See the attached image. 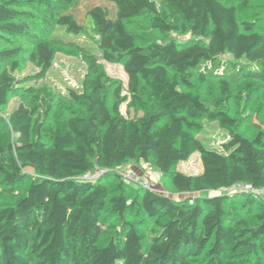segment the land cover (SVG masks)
<instances>
[{
	"label": "trees",
	"instance_id": "trees-1",
	"mask_svg": "<svg viewBox=\"0 0 264 264\" xmlns=\"http://www.w3.org/2000/svg\"><path fill=\"white\" fill-rule=\"evenodd\" d=\"M38 1L44 18L69 34L80 35L90 26L100 55L78 48L87 75L81 92L68 90L79 105L68 113L55 109L48 85H27L52 69L56 43L36 39L30 61L39 71L24 79L14 75L23 48L0 51L1 57L15 58L0 71V112L11 95L20 98L8 115L16 137L5 143L0 132V186L22 182L26 167L37 174L26 194L0 206V264H191L190 256L198 254L206 255L204 264L261 262L264 204L254 224L245 217L227 221L226 204L242 196L255 202L257 195L239 184L264 192V130L244 137L236 132L238 120L222 109L232 96L231 82H264V25L237 14L236 2L248 6L251 0H162L161 7L154 0H100L87 10L89 23L73 11L59 12L73 9L75 0ZM23 2L0 0V36L35 35L33 15L15 7ZM145 11L152 13L154 28L180 38L138 44L126 21ZM225 55L232 59L224 61ZM102 58L123 64L126 92L101 67ZM193 70L202 81L221 79L213 109L194 90ZM113 85L109 107L106 94ZM203 119L230 129L225 153L208 149L196 136ZM196 153L200 172L178 169ZM140 161L168 177L177 192L200 195L177 201L149 188L128 187L120 169ZM96 169L107 171L96 180L83 178ZM108 179L118 182L116 191ZM108 212L122 220V228L104 240L102 220ZM131 212L154 219L151 237L125 221Z\"/></svg>",
	"mask_w": 264,
	"mask_h": 264
},
{
	"label": "rangeland",
	"instance_id": "rangeland-1",
	"mask_svg": "<svg viewBox=\"0 0 264 264\" xmlns=\"http://www.w3.org/2000/svg\"><path fill=\"white\" fill-rule=\"evenodd\" d=\"M21 5L15 6L21 10L27 11L33 15L31 20V31L35 35L28 37L6 38L0 36V51L16 46H21L23 51L16 57L19 61V68L14 75L18 78L31 77L39 71V68L30 61V54L35 49L36 39L39 37L48 39L58 45L53 67L46 74L45 78L39 81H31L29 84L48 85L54 94L55 109L62 108L68 113L75 112L79 105L75 104L68 96V90L74 89L82 91L83 81L87 75V64L82 55L78 53V48L86 47L90 52L100 55L98 46V37L94 34L91 27H87L80 35L69 34L64 27L52 24L44 18V6L38 0H23ZM156 1L158 7H161L162 0ZM76 6L59 12H74L80 22L89 23L88 8L101 2L100 0H75ZM237 14L240 20L255 21L258 25L263 26L264 20V0H251L248 6L242 5L240 1L236 2ZM152 13L145 11L139 16L133 17L126 21L128 30L135 36L136 42L140 45H146L151 41L166 42L171 38H180L178 34L172 33L169 36L161 33L157 28L152 26ZM68 43H72L69 45ZM15 58L0 56V71L9 68L12 60ZM224 61L231 60L232 57L225 55ZM245 63L244 60L241 61ZM101 67L106 70L107 74L115 81L123 83V89L126 92L128 76L123 64L108 62L105 59L100 60ZM192 82L194 90L201 96L206 105L213 109L216 100L221 96V79L209 76L205 81L199 79L196 71H192ZM252 83L253 87L249 88L248 84ZM111 86L106 94L107 105L113 104V89ZM232 96L222 106L231 118L237 119L236 132L247 138H254L260 131L264 130V82L260 80H241L231 82ZM20 98L14 94L10 96L9 102L4 111L0 112V132L3 141L8 143L13 141L16 135L10 126L8 115L18 105ZM123 111L126 106H123ZM133 112V110H132ZM196 136L203 144L212 150L225 153V143L230 140V129L224 127L217 120H202V127L195 130ZM178 169L186 173H197L202 170V162L199 153L194 154L188 161L180 162ZM127 173L136 180L139 177L147 178V185L131 183L125 181L128 187H145L158 193L167 195L177 201L185 200L190 196H198L200 193L188 194L177 192L170 179L164 176L158 169L148 162L140 161L128 163L126 165ZM26 177L20 183L14 185L0 186V206L15 202L19 197L26 194L31 182L37 178L35 170L31 167L24 169ZM113 191H116L118 184L115 180H107ZM147 186V187H146ZM253 194V193H252ZM257 195L255 202L249 203L248 197H232L226 204L227 221L238 220L241 217L248 219L250 224L258 220V214L263 210L264 193H254ZM125 221L134 224L141 231L151 237L157 225L154 219L143 214L131 212L126 215ZM122 220L115 214L108 212L102 220L103 239L107 240L108 236L121 231ZM191 264H204L207 261L205 254L191 255ZM248 264H264V259L258 262L255 258H249ZM246 264V263H245Z\"/></svg>",
	"mask_w": 264,
	"mask_h": 264
},
{
	"label": "built area",
	"instance_id": "built-area-1",
	"mask_svg": "<svg viewBox=\"0 0 264 264\" xmlns=\"http://www.w3.org/2000/svg\"><path fill=\"white\" fill-rule=\"evenodd\" d=\"M126 165H123L120 169V174L122 176V178L127 181V182H131V183H139V184H143V185H147V178L145 176H142V177H139L137 178L136 180L133 179V177H130L129 174L127 173V170H126ZM107 170L106 169H96L95 171H89L88 173H86L83 178L84 179H88V180H96L98 178H100L102 176V174L104 172H106ZM147 187V186H146ZM235 188V187H234ZM233 188V189H234ZM237 188H242V189H246L248 191H252L253 193H264L263 191L261 190H258V189H252L251 185L250 184H239L237 186Z\"/></svg>",
	"mask_w": 264,
	"mask_h": 264
}]
</instances>
